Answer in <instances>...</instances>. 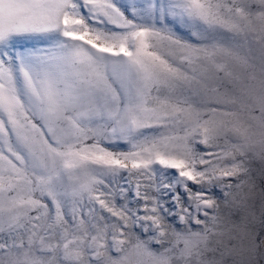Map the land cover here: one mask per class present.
<instances>
[{
	"label": "snow or ice",
	"instance_id": "1",
	"mask_svg": "<svg viewBox=\"0 0 264 264\" xmlns=\"http://www.w3.org/2000/svg\"><path fill=\"white\" fill-rule=\"evenodd\" d=\"M0 264H264V0H0Z\"/></svg>",
	"mask_w": 264,
	"mask_h": 264
},
{
	"label": "rangeland",
	"instance_id": "2",
	"mask_svg": "<svg viewBox=\"0 0 264 264\" xmlns=\"http://www.w3.org/2000/svg\"><path fill=\"white\" fill-rule=\"evenodd\" d=\"M256 167L259 168V164H257Z\"/></svg>",
	"mask_w": 264,
	"mask_h": 264
}]
</instances>
